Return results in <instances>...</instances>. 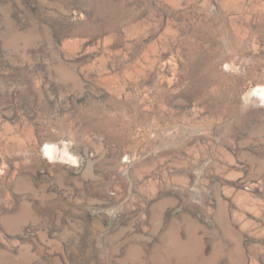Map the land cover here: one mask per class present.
<instances>
[{
    "label": "rangeland",
    "instance_id": "rangeland-1",
    "mask_svg": "<svg viewBox=\"0 0 264 264\" xmlns=\"http://www.w3.org/2000/svg\"><path fill=\"white\" fill-rule=\"evenodd\" d=\"M257 87L264 0H0V264H264Z\"/></svg>",
    "mask_w": 264,
    "mask_h": 264
},
{
    "label": "bare ground",
    "instance_id": "bare-ground-1",
    "mask_svg": "<svg viewBox=\"0 0 264 264\" xmlns=\"http://www.w3.org/2000/svg\"><path fill=\"white\" fill-rule=\"evenodd\" d=\"M253 96L259 97L264 102V87H257L251 91ZM47 152L51 155L54 153L55 148L52 146L46 147Z\"/></svg>",
    "mask_w": 264,
    "mask_h": 264
}]
</instances>
